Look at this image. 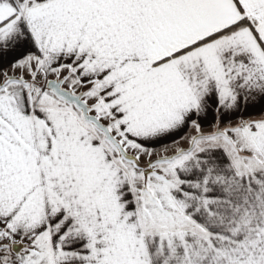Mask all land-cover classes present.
<instances>
[{
    "label": "snow or ice",
    "instance_id": "obj_1",
    "mask_svg": "<svg viewBox=\"0 0 264 264\" xmlns=\"http://www.w3.org/2000/svg\"><path fill=\"white\" fill-rule=\"evenodd\" d=\"M0 264H264V0H0Z\"/></svg>",
    "mask_w": 264,
    "mask_h": 264
}]
</instances>
